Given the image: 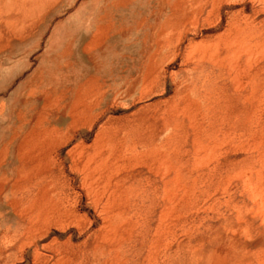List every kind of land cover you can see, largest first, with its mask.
Here are the masks:
<instances>
[{"label":"rangeland","instance_id":"1","mask_svg":"<svg viewBox=\"0 0 264 264\" xmlns=\"http://www.w3.org/2000/svg\"><path fill=\"white\" fill-rule=\"evenodd\" d=\"M182 1L0 0V264H264V0ZM227 36L248 94L210 49ZM32 133L56 146L35 220L12 187ZM106 153L110 213L82 183Z\"/></svg>","mask_w":264,"mask_h":264},{"label":"bare ground","instance_id":"2","mask_svg":"<svg viewBox=\"0 0 264 264\" xmlns=\"http://www.w3.org/2000/svg\"><path fill=\"white\" fill-rule=\"evenodd\" d=\"M182 1V0H181ZM223 1V0H222ZM221 1V2H222ZM183 2V1H182ZM224 2V1H223ZM258 2V1H257ZM262 2V1H261ZM207 3V2H206ZM212 3H214V0H213V2ZM211 3V5L213 6V4ZM217 3V2H216ZM263 3V2H262ZM191 4V3H190ZM203 4V3H202ZM193 5V4H192ZM195 5V4H194ZM197 5H195V7H196ZM219 6V5H218ZM174 7V6H173ZM204 7V6H203ZM197 8V7H196ZM191 9V8H190ZM199 9V8H198ZM213 9V8H212ZM199 11V10H198ZM197 11V12H198ZM202 11V10H201ZM211 12V11H210ZM233 27H234V25H233ZM110 28V27H109ZM231 28V27H230ZM109 30V29H108ZM230 31V30H229ZM103 32V31H102ZM105 32V31H104ZM107 32V31H106ZM101 34H103V33H101ZM107 34V33H106ZM104 35H105V33H104ZM232 35H234V34H232ZM106 36H108V35H105V37ZM101 37V36H100ZM228 37V36H227ZM104 38V37H103ZM100 39V38H99ZM98 40V39H97ZM102 42V41H101ZM98 44H99V42H97ZM95 45H97V44H95ZM196 46V45H195ZM192 48V47H191ZM194 48V47H193ZM210 49L212 50V52L214 53V55L215 56H217V57H219L220 56V54H224L223 55V57L224 56H226V62L224 61V65L226 66V68H227V74L229 75V79H231V82L236 86V85H240V87L244 90L243 92L245 93V94H248L249 93V85H250V75H249V70H248V60H249V56H250V47L248 46V45H246V43H244V41L241 39V41L240 40H238L237 38H236V36L234 37V36H230V37H228V38H226L222 43H219V44H216V45H214V46H212V47H210ZM194 50V49H193ZM204 53V52H203ZM208 55V54H207ZM225 58V57H224ZM216 62V61H215ZM147 69V68H146ZM147 76V75H146ZM146 83V82H145ZM234 86V87H235ZM149 88H150V86H149ZM236 88V87H235ZM27 90H29V89H27ZM91 90V89H90ZM152 91V90H151ZM142 92V91H141ZM23 94V93H22ZM27 95H29L28 93H27ZM35 95V94H34ZM143 95V94H142ZM244 95V94H243ZM83 96V95H82ZM247 96V95H246ZM86 98V97H85ZM247 99H249V98H247ZM47 102H49V101H47ZM51 103V102H50ZM84 103V102H83ZM82 104V103H81ZM52 105V104H51ZM77 105V104H76ZM79 105H80V103H79ZM78 105V106H79ZM86 106V105H85ZM77 107V106H76ZM88 107V106H87ZM82 110V109H81ZM73 114V113H72ZM190 115V114H189ZM23 116V115H22ZM39 118V117H38ZM42 118H43V115H42ZM40 119V118H39ZM45 119V118H44ZM42 120V119H41ZM40 121V120H39ZM38 121V122H39ZM73 121V120H72ZM35 123V122H34ZM36 124V123H35ZM52 127V126H51ZM51 130H53V129H51ZM31 131V130H30ZM33 131V130H32ZM42 131H45V130H42ZM52 132V131H51ZM50 133V132H49ZM56 133V132H55ZM37 134V133H36ZM43 134H44V132H43ZM52 133H50V135H51ZM101 134V133H100ZM23 137V136H22ZM35 134L34 133H32V134H30L28 137H27V139H26V141H24L22 144H21V147H20V158L19 159H21V162H22V172H23V176H19L16 180L17 181H14L13 183H12V187L13 188H18V184H20V182L22 183V182H26V183H29V189H28V191L30 192H32V193H34V199H33V201H28V202H31L30 204H28V205H31V207L29 208V211H28V213L26 214V212H25V216H27L29 219H31L32 220V218L34 219V216H32V214H33V212L35 211H39L42 207H41V205L44 203V202H42L41 201V193H42V186H41V180H42V173H43V171H46L47 169H48V166H47V163H48V161L50 160V158H52V154L54 153L53 152V150H54V146H53V144L51 145V144H47V142H46V140L48 141V139L46 138V135H45V138H44V135L42 136V137H40V141L38 140L37 141V143L38 144H34V142L36 143V140H35ZM107 137H108V135H107ZM37 138H39V137H37ZM50 138V137H49ZM57 139V138H56ZM59 139V138H58ZM97 140V139H96ZM51 141V140H50ZM54 141V140H53ZM105 141V140H104ZM49 142V141H48ZM58 142V141H57ZM56 142V143H57ZM46 143V144H45ZM99 143V142H98ZM56 147V146H55ZM100 147V146H99ZM82 148V147H81ZM76 149V150H75ZM75 149H72L71 151H69V155H70V157H71V167L74 169V167H75V164L77 163L76 162V160H77V157H78V153H79V151L81 150H77V148H75ZM104 149V148H103ZM115 149V148H114ZM18 150V149H17ZM108 150V149H107ZM106 151V150H105ZM114 151H116V150H114ZM149 151V150H148ZM151 151H152V149H151ZM150 151V152H151ZM81 152V151H80ZM119 152V151H118ZM118 152H117V154H118ZM149 152V153H150ZM153 152V151H152ZM152 152H151V154H152ZM158 152V151H157ZM157 152H154L153 154L155 155ZM160 152V151H159ZM158 152V153H159ZM165 152V151H164ZM82 153V152H81ZM98 153V152H97ZM146 153H148V152H146ZM157 153V154H158ZM95 154H96V152H95ZM112 154H114L113 152H112ZM116 154V155H117ZM125 154V153H124ZM123 154V155H124ZM138 154V153H137ZM142 153L140 152V154H138L139 156L141 155ZM150 154V156H153V155H151ZM159 154H161V153H159ZM158 154V155H159ZM98 155H100V153L98 154ZM121 155V154H120ZM126 155H127V153H126ZM137 155V156H138ZM147 155V154H146ZM149 155V154H148ZM163 155H165V153H163L162 152V156ZM82 156V155H81ZM101 156V155H100ZM102 158H101V160H99V161H95V160H97V159H95L91 164H90V169H86L84 172H83V178H82V183H83V185L87 188V190L88 191H90V193L93 195V198H94V200H95V206H97V205H99V206H102V209H103V211L104 210H106V209H109V208H113L114 207V205H118L117 204V196H116V194H117V192L119 191V190H121V184H120V176H118V170H116L115 171V168H114V166L116 165H114L113 163V161L111 160L110 161V159L108 160V158H106V156H107V153H106V155L104 154H102ZM128 156V155H127ZM126 156V157H127ZM144 156V155H143ZM150 156H148V157H150ZM1 157V156H0ZM83 157V156H82ZM109 157H110V154H109ZM117 157H119V159H120V157L121 156H117ZM125 157V156H124ZM130 157H133V156H130ZM135 157H136V155H135ZM154 157V156H153ZM160 157H161V155H160ZM163 157H165V156H163ZM162 157V158H163ZM3 158V157H2ZM5 158V157H4ZM18 158V157H17ZM95 158V157H94ZM111 158H112V155H111ZM152 158V157H151ZM156 159L158 158V160H159V157H155ZM162 158H160V162H162L161 160H162ZM115 159V158H114ZM118 159V158H117ZM124 159V158H123ZM129 159V158H128ZM127 159V160H128ZM83 160V159H82ZM122 160V159H121ZM139 160V159H138ZM137 160V161H138ZM143 160V159H142ZM142 160H140V161H142ZM164 160H166V159H164ZM163 160V161H164ZM2 161V160H1ZM92 161V160H91ZM116 161V160H115ZM156 161V160H155ZM5 162V161H4ZM47 162V163H46ZM81 162V161H80ZM124 162L126 163V161L124 160ZM143 162V161H142ZM152 162H153V160H152ZM87 163V162H86ZM139 163V162H138ZM146 163V162H145ZM148 163V162H147ZM154 164H155V162H153ZM117 164H119V162L117 163ZM139 164H142L141 162L139 163ZM162 165H163V162L161 163ZM165 164V163H164ZM3 165V164H2ZM122 165V164H121ZM127 165V164H126ZM150 165V164H149ZM148 164H147V167L146 168H148V166H149ZM157 165H159V164H157ZM156 165V166H157ZM82 166V165H81ZM130 166V165H129ZM84 167H86V165H84ZM115 167H117V166H115ZM153 168V166H149V170H152V169H150V168ZM160 167H162L161 165H160ZM19 168V167H18ZM76 168V167H75ZM87 168V167H86ZM118 168V167H117ZM131 168V167H130ZM142 168V167H141ZM166 168V167H165ZM165 168H163V170H165L166 171V173H167V170L165 169ZM168 168V167H167ZM51 169V168H50ZM79 169V168H78ZM77 169V170H78ZM84 169V168H83ZM126 169V168H125ZM157 169H158V166H157ZM74 170H76V169H74ZM121 170V169H120ZM159 170V169H158ZM158 170H157V172H158ZM162 170V171H163ZM18 171H20V170H18ZM17 171V172H18ZM78 171H81V170H78ZM154 171H155V169H154ZM77 172V171H76ZM164 172V171H163ZM81 173V172H80ZM120 173V172H119ZM129 173V172H128ZM155 174H156V172H154ZM164 174H165V172H164ZM124 175V174H123ZM125 176V175H124ZM162 176V175H161ZM161 176L159 177V178H161ZM126 177V176H125ZM129 177V176H128ZM163 177V176H162ZM172 178V177H171ZM175 178V177H174ZM179 178V177H178ZM9 179V178H8ZM175 179H177V177L175 178ZM174 180V179H173ZM166 181H167V179H166ZM7 182V181H6ZM178 182H179V180H178ZM177 181H176V183H178ZM50 183L48 182V185H49ZM23 185V184H22ZM3 186H5V185H3ZM177 186H179V185H176L175 187L177 188ZM21 187V186H20ZM44 187H46V186H44ZM247 187V186H246ZM48 188V187H47ZM46 188V189H47ZM50 188V187H49ZM48 188V189H49ZM20 189V188H19ZM166 189V188H165ZM7 190V189H6ZM26 191V190H25ZM169 191V190H168ZM1 192V191H0ZM44 192V191H43ZM166 192V191H165ZM170 192V191H169ZM47 193V192H46ZM49 193H50V191H49ZM49 193H48V195H49ZM169 194V193H168ZM168 194H167V197H168ZM7 195V194H6ZM33 195V194H32ZM45 194H43V198H46L45 196H44ZM47 195V194H46ZM53 195V194H52ZM88 195V194H87ZM164 196H166V195H164ZM55 197V196H54ZM88 197V196H87ZM166 197V198H167ZM49 198V199H48ZM47 199L48 200H50L51 199V197H48ZM92 198V197H91ZM164 198V197H163ZM16 199V198H15ZM14 199V200H15ZM120 199V198H119ZM56 200V199H55ZM17 201V200H16ZM51 201V203H54V202H52V200H50ZM49 201V202H50ZM121 201V200H120ZM42 202V204H40ZM169 202V201H168ZM57 203V202H56ZM45 204V203H44ZM58 204V203H57ZM97 204V205H96ZM49 205H50V203H49ZM55 205V204H54ZM121 205H123V204H121ZM165 205V204H164ZM48 207V206H47ZM53 208H54V206H52ZM109 207V208H108ZM15 208V207H14ZM44 208V207H43ZM59 208V207H58ZM99 208H101V207H98L97 208V210L99 209ZM165 208H166V206H165ZM17 209H19V208H17ZM48 209V208H47ZM56 209H57V207H56ZM55 208H54V210L56 211V212H58L57 210H56ZM42 211H43V209H41ZM41 210H40V212H41ZM49 210V212H50V209H48ZM64 210H65V208H64ZM125 210V209H124ZM47 211V210H46ZM99 211H101V210H99ZM109 211H111V209H109L108 210V212ZM166 211H167V209H166ZM16 212V211H15ZM48 212V213H49ZM52 212V211H51ZM50 212V213H51ZM61 212V211H60ZM69 212V211H68ZM68 212L66 213V212H63V213H59V214H68ZM105 212V211H104ZM107 212V211H106ZM168 212V211H167ZM42 213V212H41ZM48 213H45V215H43V216H46V214H48ZM49 213V214H50ZM110 213V212H109ZM58 214V215H59ZM105 214V213H104ZM35 215V214H34ZM37 215V214H36ZM108 215V214H107ZM110 215V214H109ZM167 215V214H166ZM103 216V215H102ZM105 216H106V214H105ZM168 216V215H167ZM39 217V216H38ZM70 217H71V215H70ZM48 218H50V217H48ZM47 218V219H48ZM51 218H52V216H51ZM105 218H107V217H104V219L103 220H105V223H107L106 222V219ZM109 218H110V216H109ZM36 219V218H35ZM34 219V220H35ZM39 219H41V218H39ZM43 219V218H42ZM46 219V220H47ZM53 219V218H52ZM69 219V218H68ZM44 220V219H43ZM61 220V219H60ZM109 220V219H108ZM42 223H41V225L40 226H42V228H43V221H41ZM50 222H51V219H50ZM33 223V222H32ZM48 223V222H47ZM60 223V222H59ZM33 224H35V222L33 223ZM37 224V223H36ZM35 224V225H36ZM39 225V224H38ZM45 225V224H44ZM48 225V224H47ZM60 225V224H59ZM30 226V225H29ZM33 228H34V225H31ZM36 227V226H35ZM48 227V226H47ZM115 227H117L116 225H115ZM123 227V226H122ZM28 228V227H27ZM30 228V227H29ZM44 228H46V227H44ZM110 228H111V226H110ZM47 229V228H46ZM45 229V230H46ZM108 229V228H107ZM29 230V229H28ZM33 230V229H32ZM39 230V229H38ZM43 230V229H42ZM30 231V230H29ZM40 231H41V228H40ZM39 231V232H40ZM47 231V230H46ZM116 231V230H115ZM38 232V231H37ZM36 232V233H37ZM38 232V233H39ZM32 232H30V234H31ZM104 233V232H103ZM111 233V232H110ZM33 234V233H32ZM40 234V233H39ZM27 237H29V236H27ZM31 237V236H30ZM110 242V241H109ZM115 247V246H114ZM21 250V249H20ZM22 254V253H21ZM34 256V255H33ZM58 259V258H57Z\"/></svg>","mask_w":264,"mask_h":264}]
</instances>
